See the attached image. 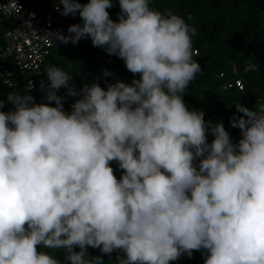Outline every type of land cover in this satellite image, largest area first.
<instances>
[{"label":"clouds","instance_id":"9594fccd","mask_svg":"<svg viewBox=\"0 0 264 264\" xmlns=\"http://www.w3.org/2000/svg\"><path fill=\"white\" fill-rule=\"evenodd\" d=\"M53 2L82 25L51 36L65 44L88 37L139 79L69 88L80 97L70 113L52 91L48 103L7 97L0 264H60L43 249H63L67 264H103L88 247L119 253L117 264H169L201 250L204 264H264V104L235 105L243 115L230 120L241 135L234 144L222 123L205 122L182 98L201 72L196 29L184 18L151 0H115L117 21L107 11L114 0ZM46 75L54 90L71 79L53 65ZM110 162L123 170L119 180Z\"/></svg>","mask_w":264,"mask_h":264},{"label":"trees","instance_id":"16d2710c","mask_svg":"<svg viewBox=\"0 0 264 264\" xmlns=\"http://www.w3.org/2000/svg\"><path fill=\"white\" fill-rule=\"evenodd\" d=\"M77 1L81 4L88 2ZM150 7L162 13L171 11L195 27L193 49L198 50L199 55L193 59L200 64L201 72L182 93V98L189 110L203 111L205 122L222 123L232 142L238 143L240 130L231 127L230 120L234 115L243 114L236 111L235 105L240 103L249 110L258 111L264 104V0H151ZM107 11L110 18L117 21L120 9L115 0L113 7ZM189 16L191 20H188ZM66 21L67 29L73 24L82 25V21L72 15L66 16ZM8 27L9 23L0 17V47L5 45L3 32ZM67 29L64 36L71 35ZM249 64H255L256 70L245 71ZM50 65L67 72L71 77L68 87L50 89L46 75ZM233 68L235 75L232 74ZM136 77L139 79V74ZM235 77L241 80V90L233 86L221 89L223 83H231ZM116 81L131 84V73L125 68L123 60L116 55H108L103 48L94 47L90 38L85 37L75 44L59 41L58 47L52 50L42 67L40 82L32 91L23 92L21 81L16 94L30 95L36 103H48L46 96L52 91L61 98L63 110L70 113L72 105L80 97L68 95L69 88L79 92L84 85L96 83L107 90V86ZM10 92L0 83V100L4 102L0 111L5 113L14 110L13 105L5 99ZM213 139L209 132L207 142L211 143ZM110 166L119 180L123 170L116 162H110ZM43 250L50 252L60 264H67L63 249ZM74 250L79 251V248ZM87 252L90 258L101 257L103 264H117V252L109 256L91 247L87 248ZM206 255L204 250L194 251L191 258L182 255L169 264H204Z\"/></svg>","mask_w":264,"mask_h":264},{"label":"built area","instance_id":"2783aa9c","mask_svg":"<svg viewBox=\"0 0 264 264\" xmlns=\"http://www.w3.org/2000/svg\"><path fill=\"white\" fill-rule=\"evenodd\" d=\"M57 6L53 0H0V17L9 23L3 32L5 45L0 47V83L11 90L7 101L9 95L16 94L21 81L23 92L35 88L46 59L59 44L50 34H66V16L55 10ZM131 77L137 79L132 73ZM231 86L241 90V80L235 77L231 83H223L221 89Z\"/></svg>","mask_w":264,"mask_h":264},{"label":"rangeland","instance_id":"374dc122","mask_svg":"<svg viewBox=\"0 0 264 264\" xmlns=\"http://www.w3.org/2000/svg\"><path fill=\"white\" fill-rule=\"evenodd\" d=\"M77 2H79V1H77ZM80 3V2H79ZM73 16V15H72ZM73 17H76L77 19H79V20H81L80 19V17H79V14L77 13L75 16H73ZM82 21V20H81Z\"/></svg>","mask_w":264,"mask_h":264}]
</instances>
